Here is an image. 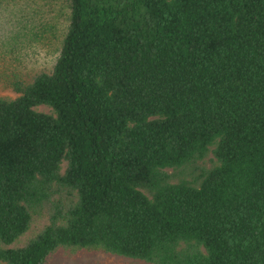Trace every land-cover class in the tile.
<instances>
[{
	"label": "trees",
	"instance_id": "16d2710c",
	"mask_svg": "<svg viewBox=\"0 0 264 264\" xmlns=\"http://www.w3.org/2000/svg\"><path fill=\"white\" fill-rule=\"evenodd\" d=\"M59 1L0 0L35 65L0 97V264H264V0Z\"/></svg>",
	"mask_w": 264,
	"mask_h": 264
},
{
	"label": "rangeland",
	"instance_id": "374dc122",
	"mask_svg": "<svg viewBox=\"0 0 264 264\" xmlns=\"http://www.w3.org/2000/svg\"><path fill=\"white\" fill-rule=\"evenodd\" d=\"M38 3V0H36ZM42 11L52 20H64L65 8L59 0H41ZM63 13V14H62ZM41 54V51H40ZM50 58L40 55L37 59L36 66L49 63ZM35 65H32L27 59L14 60L10 55L0 54V97L12 98L17 95L11 85L9 79L13 77V72H20L22 75L30 73ZM37 111L48 112L49 108L45 106H37ZM46 264H145L144 262L129 260L105 253H82L72 257H64L55 254L48 259Z\"/></svg>",
	"mask_w": 264,
	"mask_h": 264
}]
</instances>
